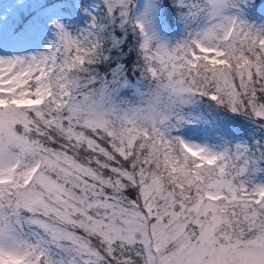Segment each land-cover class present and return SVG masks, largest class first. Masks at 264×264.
<instances>
[{"label": "snow or ice", "instance_id": "obj_1", "mask_svg": "<svg viewBox=\"0 0 264 264\" xmlns=\"http://www.w3.org/2000/svg\"><path fill=\"white\" fill-rule=\"evenodd\" d=\"M0 264H264V0H0Z\"/></svg>", "mask_w": 264, "mask_h": 264}]
</instances>
